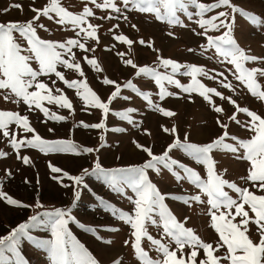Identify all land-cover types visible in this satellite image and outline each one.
Segmentation results:
<instances>
[{
    "label": "snow or ice",
    "instance_id": "1",
    "mask_svg": "<svg viewBox=\"0 0 264 264\" xmlns=\"http://www.w3.org/2000/svg\"><path fill=\"white\" fill-rule=\"evenodd\" d=\"M34 4L35 0H32L29 5V10L34 13L29 20L0 22V99L4 102L23 104L30 113H42L44 123L49 120L65 121V116L51 112L46 106L55 105L74 112L73 103L64 89L50 86L59 81L65 88L75 90L85 111L98 110L101 113L98 122L79 124L83 129L100 130V147L105 146V134L109 131H128L124 127L109 128L110 115L127 122L137 131L142 130L144 135H151L150 130L142 129L143 120L134 119V114L139 112L136 107L113 110L114 102L132 99L130 95H122V89L130 90L145 102L150 112L162 118L177 115L174 110L164 107L169 98L187 99L194 103V96L202 98L215 114H222L215 119L220 133L204 143L193 141L190 132L181 137L175 125L160 126L170 142L159 153L152 146L133 139V147L145 157L139 164L104 168L96 159L91 169L84 168L78 175H70L50 164L51 173L60 174L52 178L73 190V206L82 191L89 188L85 177H95L111 193L126 198L133 206L131 211L122 210L103 197H98L97 201L104 212L130 228V236L123 241V245L132 250V264H264V116L242 107L233 98L246 94L264 104V56L251 54V50L241 46L235 37L238 18L264 34V13L246 10L237 0H83L79 12L69 10L63 0H47L42 7H35ZM10 8L24 10L22 3H14ZM9 10L3 9L4 12ZM95 10L104 11L106 15L97 17ZM133 14L143 16L146 22L163 24L167 29L166 35L172 38H178L175 28L190 30L205 42L199 43L197 48L189 47L187 51L205 57L223 70L165 58L155 48L154 41L146 42L143 38L134 41L122 32L114 33L112 39L126 45L129 52L138 44L157 53L152 65H138L133 59L125 58L124 52L116 53L123 64L134 71V77L154 85L156 91L141 89L133 79L121 85L104 76L101 83L113 88V91L107 100L102 99L89 86L74 50L79 49L85 54L83 60L92 71L102 73L104 70L99 61L86 55L96 51L89 41L97 46L101 43V25L93 24L91 20L115 21L110 32L119 29L121 21L139 32V27L131 23ZM42 18L65 31H72L74 36L65 40L42 38L39 30L49 31L41 22ZM114 48L115 44L105 50L112 51ZM61 68L77 73L81 79H67ZM178 77H187L190 82L182 83ZM42 78H47L48 82ZM204 80L215 82L217 87L208 86ZM170 88L178 91H171ZM220 88L230 94L225 95L218 90ZM214 98L234 109L228 120L246 130L249 133L246 138L230 132V124L222 118L228 114L222 104L215 103ZM241 113L247 118L243 122L238 118ZM13 125L18 131L13 130ZM48 131L54 129L49 128ZM20 132L30 135L20 137ZM0 137L7 141L16 159L25 166L32 164L29 156L22 155L21 150L26 148L38 149L45 155L64 153L81 156L99 151V148L81 147L71 140L44 139L32 127L28 115L6 109H0ZM9 155V152L0 150V160L9 158ZM217 156L221 159L218 160ZM184 157L202 171L185 163ZM225 158L246 165L245 174L239 178L245 186L226 178L228 168L220 167ZM165 172L177 186L183 187L186 183L191 190L163 193L151 175L163 176ZM12 178L10 169H5L0 176V201L11 207H30L3 191L4 183ZM65 178L72 183H63ZM166 200L179 202L189 210L199 207L200 214L209 218V227L217 235V240H202L193 228L186 226L191 217L185 216L183 221L178 219ZM36 207L43 205L37 203ZM70 224H76L98 240L102 239L97 235V229L85 226L72 215L71 207L55 208L33 215L12 227L7 234L0 235V264H30L23 255L21 245L24 241L46 255L47 264H103L73 234ZM152 226L159 230V238L149 231ZM33 229L46 231L48 238H37L32 234ZM106 230L115 233L121 228L111 226ZM145 241L157 254L155 258L146 250ZM103 243L110 245L112 241L103 240ZM110 262L128 264V258L117 255L110 257Z\"/></svg>",
    "mask_w": 264,
    "mask_h": 264
},
{
    "label": "rangeland",
    "instance_id": "2",
    "mask_svg": "<svg viewBox=\"0 0 264 264\" xmlns=\"http://www.w3.org/2000/svg\"><path fill=\"white\" fill-rule=\"evenodd\" d=\"M46 2L47 0H35L34 6L42 7ZM237 2L246 10L258 14L264 13V0H237ZM14 3H22L24 10L21 12L20 10L10 8ZM31 3L32 0H0V22H24L29 20L34 15V13L29 10V5ZM63 3L73 12H79L83 7V0H63ZM5 8H9L10 10L4 12L3 9ZM95 11L97 17L106 15L104 11ZM41 22L49 29L47 33L42 29L39 30V35L44 39L65 40L74 36L72 31H65L46 18H42ZM91 22L101 25L99 29L101 43L97 46L89 41L91 46L96 47V51L94 53L89 52L86 55L89 58L95 57L104 71L99 74L92 71L83 60L85 54L79 49H75L74 51H76L77 60L81 63L85 71L89 86L104 100H107L108 96L113 91V88L101 83L104 76L117 81L121 85L126 83L129 79H133L134 83L141 89L151 90L153 92L156 91L154 85L146 83L143 79L134 77V71L130 67L125 66L116 53L124 52L125 58L133 59L138 65H152L156 60L157 53L138 44L134 45V49L129 52L126 45H122L112 39L114 33L122 32L134 41H138L140 38H143L146 42L150 40L154 41L155 48L159 49L160 53L165 58H172L180 62L197 65H205L209 69L216 68L217 70H223V68H220L218 65L209 62L205 57H201L198 54L194 55L187 51L189 47L197 48L199 43L205 42L202 38L196 37L190 30L175 28L174 31L178 38H172L166 35L167 29L163 24L146 22L143 16L135 14H133L131 23L139 27V32L131 29L130 25L123 21L120 22V28L113 30V32H110L109 29L112 28L115 21L93 18ZM235 37L241 46L251 50V54L264 56V47H262V45H264V34L250 27L242 18H238ZM113 44H115V48L112 51L105 50ZM60 70L65 72L66 78L69 80L81 79L78 74L73 71L63 68ZM178 78L181 79L182 83L187 84L190 82L187 77ZM42 79L48 82L47 78ZM53 79H55V77H53ZM229 79H232V77L229 76ZM203 82L210 87H217L215 82L208 80H204ZM233 82L236 83L234 80ZM262 83H264V81H262ZM50 86L64 89L66 95L73 103V113L55 105H46L51 112L65 116L67 118L65 121L56 122L49 120L47 123H44L42 113H30L23 104L16 105L10 102L6 103L2 99H0V109L18 111L22 115H28L32 127H34L36 132L44 139L71 140L81 147L99 148V151L90 155L84 154L81 156L64 153H49L45 155L38 149L26 148L21 150L22 155L29 156L32 164L25 166L16 159L7 141L0 137V150L10 153L9 158L0 160V176L3 175L5 169H10L13 172V178L4 183L3 191L14 199L30 205L28 208H16L8 206L3 201H0V235L7 234L12 227L27 221L29 217L33 215L51 211L55 208L67 209L71 207L72 215L75 216L78 221L85 226L97 229V235L102 237V239L98 240L92 234L82 231L76 224L69 225L73 234L84 243L95 256L101 259L103 264H111L110 257H116L117 255L128 258V264H132V250L130 247L123 245V241L130 236V228L127 225H123L122 222L116 221L109 213L104 212V210L99 207L97 198L103 197L108 202L115 204L118 208L125 211H131L133 206L126 198L111 193L100 181L96 180L95 177H85V182L88 183L89 188L82 191L80 199L76 200L75 206H73V201L75 200L73 190L71 188H65L62 183L52 178L53 175L60 174L51 173L49 165L51 164L59 167L70 175H78L84 168L91 169L96 159H99L104 168L139 164L145 157L144 154L133 147L131 143L133 139L139 141L141 144L152 146L154 150L159 153L162 147L170 142V138L161 132L160 126L172 127L175 125L181 137L185 132H190L193 141L204 143L220 133L215 119L217 115L222 114H215L202 98L194 96V103L188 102L187 99L177 100L169 98L164 103V107L174 110L177 115L172 118H162L159 114L150 112L145 106V102L141 98L136 97L130 90L122 89V95H130L132 99L130 101L121 100L119 102H114L113 110L123 111L128 107H136L139 109V112L134 114V119L137 121L143 120L142 129L150 130L151 135H144L142 130L137 131L135 128L128 125L127 122L121 121L118 117L110 115L108 119L109 128L124 127L127 128L128 131L123 133L109 131L105 134V146L100 147V130L83 129L79 127V124L80 122L89 124L98 122L101 113L98 110L85 111L82 102L75 94V90L65 88L61 82L57 81L56 85L53 86L50 84ZM170 90L178 91L174 88H170ZM218 90L224 92L225 95L230 94L225 89L220 88ZM233 98L236 99L242 107L246 106L256 111L261 116H264V104L256 101L254 98L250 97V95L241 94ZM214 100L216 104H222L225 108L228 115H223L222 118L225 123L230 124V132L241 138H246L249 133L228 120V116L233 113L234 109L227 103L220 101L219 98H214ZM238 118L242 122L247 119L242 113L239 114ZM12 128L18 131L15 129L14 125ZM49 128H53L54 131H48ZM25 135L30 134L23 132L19 133L20 137ZM178 155L182 156V154ZM216 158L218 160L221 159L220 156ZM183 159L185 163H189L190 166L197 167V170L202 171L199 166L190 162L186 157ZM220 167L228 168L227 179L235 181L241 186H245L239 179L245 174V164L225 158ZM151 178L153 182L157 183L163 193H179L181 191L191 190L190 186L186 183L183 184V187L177 186L172 177L166 172L163 176L152 174ZM63 183L71 184L72 182L65 178ZM230 194L235 196L234 193L230 192ZM37 203L42 204L43 207H36ZM166 203L181 221H183L185 216L191 217L186 226L193 228L202 240L205 242H214L217 240V235L209 227V218L206 215L200 214L201 209L199 207L194 210H189L183 207L179 202L166 200ZM111 226H119L121 230L115 233L108 232L106 229ZM149 231L153 236L159 238L160 232L154 226L149 227ZM32 234L41 239L48 238L49 235L46 231L41 229H33ZM252 238L255 239V235H253ZM103 240H111L112 243L110 245H105ZM21 247L23 255L29 260L30 264H47L46 255L40 250L35 249L29 242L24 241ZM145 247L146 250L150 251L153 258H155L157 254L154 250H151L146 241Z\"/></svg>",
    "mask_w": 264,
    "mask_h": 264
}]
</instances>
